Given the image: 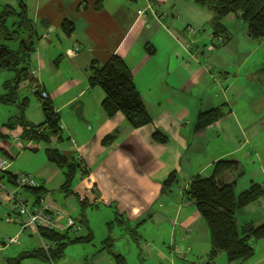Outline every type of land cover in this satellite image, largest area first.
I'll list each match as a JSON object with an SVG mask.
<instances>
[{"label": "crops", "instance_id": "obj_1", "mask_svg": "<svg viewBox=\"0 0 264 264\" xmlns=\"http://www.w3.org/2000/svg\"><path fill=\"white\" fill-rule=\"evenodd\" d=\"M15 1L16 5H6L18 8L19 1ZM20 1L27 7L38 38L28 58V78L18 86L16 103L5 99L7 83L14 82L16 71L6 70L12 77L6 79L0 94V161H10L6 172L27 173L38 179L39 187L46 189L40 206L58 220V232H66L67 219L73 218L88 228V235H94L90 220L98 214L106 235L110 233L106 239L113 240L110 250L103 240L101 264H129L132 256L141 264H185L189 259L196 264H229L224 253L210 259L208 226L185 191L193 177H209L221 159L240 162L238 172L225 175L226 183L236 182L237 194L252 183L264 184V113L246 101L242 88L235 87L242 83L241 78L258 80L255 74L264 61V40L250 38L248 28L243 27L242 47L234 45L235 36L224 23L226 16L222 23L230 40L215 47L214 42H222L213 36L215 14L195 0ZM140 10L147 16L140 17ZM65 20L73 23L71 35L62 29ZM189 27L197 32L190 36ZM10 44V49L18 50L19 41ZM146 48L154 53L150 55ZM245 52L258 58V63L250 67L239 62ZM114 55L130 68L153 119L151 124L133 128L122 113L109 118L102 107L104 91L90 87V65L103 66ZM234 56L235 61L228 65L226 59ZM233 68H238L236 76L231 73ZM232 75V79L221 81ZM37 91L49 94L61 118L64 141L58 143L53 138L50 146L59 148L70 161L81 160L89 172L86 177L78 174L73 194L61 191L65 178L48 160L47 144L20 146L24 143L23 127L14 124L20 115L19 104L25 100L27 122H45ZM218 108L224 116L196 131L200 113ZM157 130L170 141L155 142ZM108 137L112 139L106 144ZM250 163L252 167L247 169ZM173 172L179 181L171 193L163 194L162 184ZM14 190L34 206L30 193ZM81 200L86 205H81ZM0 205V264L23 252L51 247L39 230L23 228L14 203L2 199ZM258 207L263 210L257 218H247ZM238 224L264 225V196L238 213ZM113 231L118 239L139 236L140 252L118 249ZM10 238H17L18 243H9ZM254 246L255 255L247 264H264V239ZM30 260L56 264L41 259H26L22 264Z\"/></svg>", "mask_w": 264, "mask_h": 264}, {"label": "trees", "instance_id": "obj_2", "mask_svg": "<svg viewBox=\"0 0 264 264\" xmlns=\"http://www.w3.org/2000/svg\"><path fill=\"white\" fill-rule=\"evenodd\" d=\"M204 8L211 9L215 18L212 22L214 38L223 42L230 40L229 33L222 23L223 18L230 14L238 16L247 24L248 35L252 39L264 40V0H195ZM4 11L0 15V36L6 41H19L18 50L14 51L9 46H0V73L5 70H14L17 77L14 82L7 83L9 93L6 95V103L15 104L17 100V89L21 81L28 77V58L35 50V41L38 33L33 21L28 17L27 7L23 2L18 8L4 5ZM12 19L9 26L8 20ZM62 29L66 35L73 32V23L65 20ZM152 55L154 50L146 48ZM90 87H100L105 98L102 107L109 118L122 113L133 128H140L152 123L153 119L147 111L141 94L134 81L133 74L126 62L119 56L114 55L103 66L96 63L90 65ZM264 75V67L258 72ZM14 83V84H13ZM36 95L42 101V110L45 122L40 125H33L25 120V100L19 104L20 115L14 124L20 123L23 127L22 141L24 143H45L49 147L46 155L50 162L56 164L65 178L61 191L67 195L73 194L72 187L78 174L82 177L88 176L89 172L81 160H68L59 148L50 146L52 139L56 138L58 143L63 142L61 118L56 111L53 102L48 98L44 99L41 91ZM224 116L222 108L201 112L198 117L196 131L206 128ZM13 124V125H14ZM13 125H10L13 127ZM112 138L108 137L104 143H109ZM155 142L166 144L170 138L161 131L153 134ZM32 150H36L32 148ZM240 170V162L236 159H221L217 161L209 177L197 175L191 180L186 196L195 204L202 219L208 226L211 244L210 259L213 261L220 253L226 255L229 264H247L255 255L254 243L264 239V225L255 227L252 224H238V213L246 206L257 202L264 196V184L252 183L241 193H236V182L226 183L225 175L236 173ZM17 175L6 171L0 173V180H3L10 188H18L23 192L30 193L34 197V206H40L44 187L30 188L19 187ZM179 181L177 172L170 174L162 184V193L169 194ZM40 186V185H39ZM81 205H86L81 200ZM73 231L68 229L61 233L55 229L39 228L41 237L51 244L47 250L37 249L23 252L20 255L9 258L7 264H22L26 259H41L46 262H56L63 259L71 244L91 243L93 235L86 237H72ZM112 239L105 240L109 250L112 247ZM117 259L119 256L117 255ZM124 261V259H122Z\"/></svg>", "mask_w": 264, "mask_h": 264}, {"label": "rangeland", "instance_id": "obj_3", "mask_svg": "<svg viewBox=\"0 0 264 264\" xmlns=\"http://www.w3.org/2000/svg\"><path fill=\"white\" fill-rule=\"evenodd\" d=\"M6 1L8 3H6ZM18 1H19V3L21 2L20 0H18ZM6 4H15L16 5L17 1H15V0H0V15H1L2 11H4L3 7ZM11 23H12V19H9L7 24L10 26ZM224 23L228 27L230 33H232L233 36H235L234 37L235 38V42H234L235 44L234 45H238L239 47H242V45L239 41H240V38L244 36L243 27H245V29L247 30V24H245L243 20H241L238 16H236L234 14L228 15L227 18L224 20ZM10 42L11 41L6 42V38L0 36V46L1 45L11 46L12 44H10ZM235 59H236V56H234V58H227L226 63L228 65H230L228 62H234ZM249 59H250V61H249ZM238 61L239 62L245 61L246 63H248L250 65V67H252L253 64L258 63V58H255L253 55L250 58V54L249 53L247 54L245 52L243 57L241 56L238 58ZM263 67H264V61L261 63L260 69H262ZM231 73L236 76V74H238V68H233ZM11 77H12V74L6 70L2 71L0 73V94L3 92L4 82L6 81V79L11 78ZM255 77L258 78L257 81L249 79L248 76L246 75V78H248V79L241 78L240 81L242 83L236 84L235 87L242 88L243 89L242 93L245 95V97H247L246 101L249 102L251 106L254 105L257 109L262 110L264 113V75L262 74L260 76L258 74V71H257L255 74ZM229 78L232 79L233 75H232V77H228L227 79H222L221 81H223V82L228 81ZM35 96L38 98L37 95H35ZM251 164L252 163L247 165L246 168L250 169L252 167ZM242 183H244V182H242ZM0 209H3V207L1 205H0ZM259 209L261 211H259ZM86 210L88 211L87 213H89V216H91L90 208L87 207ZM262 210H263V207L262 208L261 207L256 208V212L249 214V217H247V218H252V217L257 218V216L262 212ZM79 215L80 214L74 215V217L78 218ZM240 217L241 216H239V218ZM90 221L92 224V228H94L93 229L94 230L93 242L92 243H78V244L69 245V247L66 251L67 258H64V260H62L61 263L56 262V264H101L100 261L103 257L102 255H105V254H103V252H101V249L104 246L103 240H105L110 235V233H108L106 235V233H105L106 230L102 227L103 224L101 225L103 219L98 214H94V216L91 217ZM0 222H1V220H0ZM0 224H2V223H0ZM5 225L6 224L4 223V227H5ZM18 228H20V226ZM2 229H4V228L2 227ZM10 229L11 228L8 226V230H10ZM5 230H6V227H5ZM114 232L115 231H113L111 234L114 238H116V240L114 239V243L116 244V247L118 249L128 251V249L133 248V249H135V254H138L140 252L139 246L137 247V243L139 241L138 239H140L139 236H138V238L135 237V239H134V237H132L129 234V235H125L124 237L120 236L118 239L116 232L115 233ZM87 235H88V228L86 226H84V228H82V230L79 231L78 233L72 232L70 234V236H72V237H76V236L77 237L78 236L79 237H86ZM141 244H143V243H141ZM130 254H133V253H130ZM135 259L136 258H133V256H132V258H130L128 263L129 264H141L140 262L136 263ZM28 263L29 264H36L37 261L30 260V261H27L25 264H28ZM184 263L185 264H196V262H194L192 259H189L187 262H184ZM144 264H160V263L151 262V263H144Z\"/></svg>", "mask_w": 264, "mask_h": 264}, {"label": "built area", "instance_id": "obj_4", "mask_svg": "<svg viewBox=\"0 0 264 264\" xmlns=\"http://www.w3.org/2000/svg\"><path fill=\"white\" fill-rule=\"evenodd\" d=\"M150 12L154 13L152 7H148ZM140 17H146L145 11L138 12ZM188 32L190 35H194L197 30L194 27H189ZM41 95L44 99L49 98V94L45 91L41 92ZM31 142L29 143H20V146L29 147ZM10 165V161L8 159H2L0 161V173L6 171L7 167ZM17 184L19 187H30V188H37L39 187V181L36 177L27 174L21 173L17 175ZM7 199L8 201L14 203L19 215L23 221V228H34L39 230V228H46V229H56L60 227L58 220L46 211L41 206H31L28 202L20 196L16 190L10 188L3 180H0V200ZM80 224L76 222L73 218H68L66 223V229H71L74 233H78L81 230ZM9 243H18L17 238H10L8 240ZM48 249V248H46Z\"/></svg>", "mask_w": 264, "mask_h": 264}, {"label": "water", "instance_id": "obj_5", "mask_svg": "<svg viewBox=\"0 0 264 264\" xmlns=\"http://www.w3.org/2000/svg\"><path fill=\"white\" fill-rule=\"evenodd\" d=\"M213 44H214L215 47L218 48V47H220V46L223 44V41H222L221 43H215V42H214Z\"/></svg>", "mask_w": 264, "mask_h": 264}]
</instances>
